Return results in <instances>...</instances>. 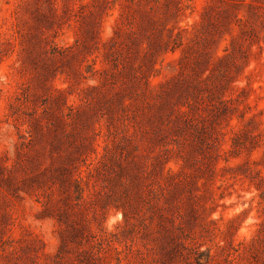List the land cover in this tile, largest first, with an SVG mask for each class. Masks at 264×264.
<instances>
[{
	"label": "rangeland",
	"instance_id": "obj_1",
	"mask_svg": "<svg viewBox=\"0 0 264 264\" xmlns=\"http://www.w3.org/2000/svg\"><path fill=\"white\" fill-rule=\"evenodd\" d=\"M0 264H264V0H0Z\"/></svg>",
	"mask_w": 264,
	"mask_h": 264
},
{
	"label": "trees",
	"instance_id": "obj_2",
	"mask_svg": "<svg viewBox=\"0 0 264 264\" xmlns=\"http://www.w3.org/2000/svg\"><path fill=\"white\" fill-rule=\"evenodd\" d=\"M85 160H87V159H85ZM97 162H98L97 158L90 159L89 163H86V161H85L84 164H83L84 168L79 170V172L77 173V176H75V177L73 176L71 178V181L74 184H76V188H77L76 190L77 191L81 190L80 184L83 181L82 172L86 173L87 175L91 174V171L97 167ZM58 169H62V170H66V171L70 172L69 169L65 165L59 166Z\"/></svg>",
	"mask_w": 264,
	"mask_h": 264
}]
</instances>
